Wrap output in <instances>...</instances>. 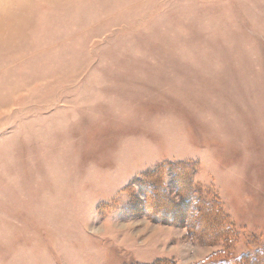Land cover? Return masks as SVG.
Masks as SVG:
<instances>
[{"label": "rangeland", "instance_id": "obj_1", "mask_svg": "<svg viewBox=\"0 0 264 264\" xmlns=\"http://www.w3.org/2000/svg\"><path fill=\"white\" fill-rule=\"evenodd\" d=\"M262 254L264 0H0V264Z\"/></svg>", "mask_w": 264, "mask_h": 264}, {"label": "trees", "instance_id": "obj_2", "mask_svg": "<svg viewBox=\"0 0 264 264\" xmlns=\"http://www.w3.org/2000/svg\"><path fill=\"white\" fill-rule=\"evenodd\" d=\"M258 254H256L255 256H257ZM261 258H264V254L261 255ZM246 262V258H241L240 260L237 261L236 264H245ZM246 264H264V260L262 261L259 258H248Z\"/></svg>", "mask_w": 264, "mask_h": 264}]
</instances>
